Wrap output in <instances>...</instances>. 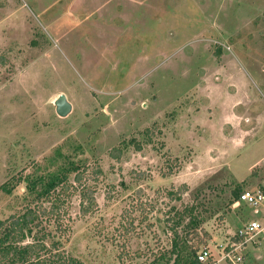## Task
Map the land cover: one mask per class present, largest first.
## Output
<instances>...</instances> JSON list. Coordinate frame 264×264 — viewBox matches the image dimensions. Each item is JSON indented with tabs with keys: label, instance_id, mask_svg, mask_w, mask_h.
Wrapping results in <instances>:
<instances>
[{
	"label": "rangeland",
	"instance_id": "obj_1",
	"mask_svg": "<svg viewBox=\"0 0 264 264\" xmlns=\"http://www.w3.org/2000/svg\"><path fill=\"white\" fill-rule=\"evenodd\" d=\"M71 163L33 202L28 178ZM263 185L264 0H0V219L38 211L25 243L165 264L190 207L191 243L218 257L251 220L235 189ZM248 251L264 264V237Z\"/></svg>",
	"mask_w": 264,
	"mask_h": 264
},
{
	"label": "trees",
	"instance_id": "obj_2",
	"mask_svg": "<svg viewBox=\"0 0 264 264\" xmlns=\"http://www.w3.org/2000/svg\"><path fill=\"white\" fill-rule=\"evenodd\" d=\"M136 148L140 150L142 148L141 144L136 143ZM121 150L122 148L116 147L111 151V155L119 158L122 153ZM76 170H79V167L71 163V165L62 167L55 172L42 174L32 179L28 178L26 189L29 193H33V202H40L55 193L58 195V193L65 191L70 174ZM77 179H80V176ZM1 188L6 193H11L13 186L4 184ZM58 189H60L59 192ZM242 191L240 188L235 189V199L240 198ZM41 207L43 212H49L43 206ZM193 211V208L186 207L182 213H179L175 224L170 227L174 232V241L171 248L160 256L161 260L166 258L165 264H169L174 256H176L175 264H203L197 258L200 248L191 243L192 230L198 228L202 222L197 216L193 215ZM55 212V209L52 208L49 213L53 214ZM37 213L38 211L33 209V212L27 211L7 220L0 219V231H2L0 233V264H86L81 259L60 251L58 241H54L50 245L40 240L25 243L27 236L32 232L30 224L33 222V228L35 226ZM186 215L190 216V219L184 225V233H180L177 228L183 225ZM196 235L199 242L205 243L202 238H199L198 233Z\"/></svg>",
	"mask_w": 264,
	"mask_h": 264
},
{
	"label": "built area",
	"instance_id": "obj_3",
	"mask_svg": "<svg viewBox=\"0 0 264 264\" xmlns=\"http://www.w3.org/2000/svg\"><path fill=\"white\" fill-rule=\"evenodd\" d=\"M239 202L249 206L248 222L239 226L228 238L226 243H220L219 256L209 246L198 251L197 258L203 264H247L249 244L264 237V185L243 189Z\"/></svg>",
	"mask_w": 264,
	"mask_h": 264
},
{
	"label": "water",
	"instance_id": "obj_4",
	"mask_svg": "<svg viewBox=\"0 0 264 264\" xmlns=\"http://www.w3.org/2000/svg\"><path fill=\"white\" fill-rule=\"evenodd\" d=\"M56 111L60 116H67L73 109L72 103L68 100L65 93H62L55 100Z\"/></svg>",
	"mask_w": 264,
	"mask_h": 264
}]
</instances>
